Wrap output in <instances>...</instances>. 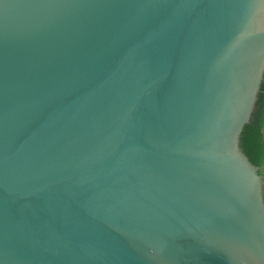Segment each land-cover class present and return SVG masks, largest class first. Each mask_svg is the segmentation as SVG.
Listing matches in <instances>:
<instances>
[{
	"label": "water",
	"instance_id": "water-1",
	"mask_svg": "<svg viewBox=\"0 0 264 264\" xmlns=\"http://www.w3.org/2000/svg\"><path fill=\"white\" fill-rule=\"evenodd\" d=\"M0 264H264V0H0Z\"/></svg>",
	"mask_w": 264,
	"mask_h": 264
}]
</instances>
